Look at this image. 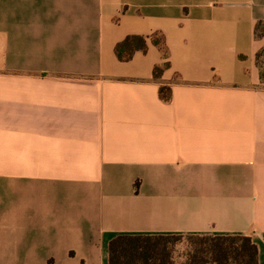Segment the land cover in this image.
I'll return each instance as SVG.
<instances>
[{
  "label": "crops",
  "instance_id": "1",
  "mask_svg": "<svg viewBox=\"0 0 264 264\" xmlns=\"http://www.w3.org/2000/svg\"><path fill=\"white\" fill-rule=\"evenodd\" d=\"M259 24L264 0H0V264H109L121 235L249 236L264 264Z\"/></svg>",
  "mask_w": 264,
  "mask_h": 264
},
{
  "label": "trees",
  "instance_id": "2",
  "mask_svg": "<svg viewBox=\"0 0 264 264\" xmlns=\"http://www.w3.org/2000/svg\"><path fill=\"white\" fill-rule=\"evenodd\" d=\"M257 35H264V25L257 26ZM147 38L129 36L116 48L121 61H130L138 51L147 49ZM153 43L166 56L165 39L160 33L152 37ZM260 70L261 85L264 87V49L256 58ZM168 64L155 68V79H160ZM164 102L172 99V89L160 88ZM188 239L192 243L186 251L178 249V241ZM109 264H259V251L249 236H187L150 237L121 235L114 238L109 246Z\"/></svg>",
  "mask_w": 264,
  "mask_h": 264
},
{
  "label": "rangeland",
  "instance_id": "3",
  "mask_svg": "<svg viewBox=\"0 0 264 264\" xmlns=\"http://www.w3.org/2000/svg\"><path fill=\"white\" fill-rule=\"evenodd\" d=\"M192 243V241H189L187 238L178 241V243H176L178 245V249L182 252L187 250V246H189Z\"/></svg>",
  "mask_w": 264,
  "mask_h": 264
}]
</instances>
